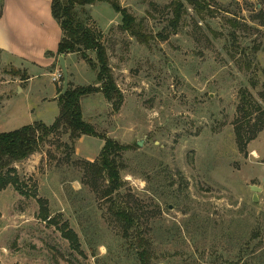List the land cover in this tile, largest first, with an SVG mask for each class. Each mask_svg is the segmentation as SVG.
<instances>
[{
	"label": "rangeland",
	"instance_id": "obj_1",
	"mask_svg": "<svg viewBox=\"0 0 264 264\" xmlns=\"http://www.w3.org/2000/svg\"><path fill=\"white\" fill-rule=\"evenodd\" d=\"M114 1L147 42L121 31L110 4L79 9L80 21L102 34L123 95L119 111L100 93L81 105L99 135L127 148L123 186L103 200L108 184L82 170L99 160L102 140L52 137L16 166L28 196L0 191V264H139L131 248L138 231L153 244L152 264H264V132L242 148L237 141L238 130L248 136L237 120L241 93L264 105V0ZM23 11L2 15L0 25L12 52L30 60L37 54L18 41H33L46 28L36 12ZM89 57L95 64L96 55ZM67 59L74 87L96 86L97 65L81 54ZM55 75L0 52V133L55 123L53 98L63 89ZM252 186L259 188L256 203ZM39 200L51 222L42 220ZM120 211L138 224L127 237ZM67 224L77 251L62 235Z\"/></svg>",
	"mask_w": 264,
	"mask_h": 264
},
{
	"label": "trees",
	"instance_id": "obj_2",
	"mask_svg": "<svg viewBox=\"0 0 264 264\" xmlns=\"http://www.w3.org/2000/svg\"><path fill=\"white\" fill-rule=\"evenodd\" d=\"M51 2V13L54 20L62 31L57 55L67 58L69 55L81 54L84 61L90 66L99 67L96 86L74 87L69 82L67 93L56 101L60 107V114L52 126H46L42 122L26 126L9 133H0V191L12 187L22 196H28L24 191L25 185L19 178L16 166L31 156L38 153L45 143L55 136H68L71 141H77L82 137H92L102 140L105 144L101 151L99 160L96 162H84L83 172H87L89 180H93L97 185L99 182L108 184L103 191V200H110L122 188L121 173L124 170L122 163V153L127 150L114 140L107 139L97 133L95 128L84 119L81 100L83 97L100 93L105 101L110 103L115 111H119L123 95L114 78L113 70L110 66L107 48L103 43L102 34L86 27L79 18V9L94 6L99 3L110 4L115 12L121 16L122 32L130 33L141 42H147L140 31L137 30L136 19L127 9H123L114 0H49ZM206 3V0H204ZM193 5L202 7L201 2H192ZM181 5L175 9V16L171 26L176 31L182 20ZM3 3L0 0V17L2 16ZM149 41V40H148ZM89 53L96 55V62L92 61ZM48 58H53L54 54L48 52ZM63 81V78H62ZM100 85V86H97ZM61 92V91H60ZM247 127V138L244 130H238L237 141L241 148L248 141L255 139L260 132H264V105L245 90L241 93V103L238 107V118ZM243 125V124H242ZM43 221H48L50 215L43 200L38 201ZM117 218L123 224L124 236L127 237L132 228H137L135 219L126 211L116 213ZM49 222H51L49 220ZM137 230V229H136ZM62 235L71 241V247L79 250L80 244L76 234L69 228L68 224L61 229ZM137 239L132 245L136 252L139 264H152L154 251L151 241L142 236L141 231L137 232Z\"/></svg>",
	"mask_w": 264,
	"mask_h": 264
},
{
	"label": "crops",
	"instance_id": "obj_3",
	"mask_svg": "<svg viewBox=\"0 0 264 264\" xmlns=\"http://www.w3.org/2000/svg\"><path fill=\"white\" fill-rule=\"evenodd\" d=\"M22 7L23 9H26L28 12V15H30V10L32 12H36L37 15H35L39 20H42L45 23L43 26L46 28L43 35L38 36L37 39H34L33 41L29 42H22L18 41V45L24 46L30 51H33L37 54V57H33L30 60H26L20 56V58L17 56V54H14L10 48L9 44V36L6 32V29L4 26L2 27L0 25V52H2L4 55H7L8 57H16L17 60L21 61V64H23L27 68H31V66H34L38 69H45V68H52L54 73H59V56L57 55L58 45L60 43V40L62 38V31L59 27V25L54 21V18L52 17L51 13V2L49 0H5V5L3 6L2 15L5 16L8 12V15L12 13L19 12ZM42 11V15H41ZM3 20V19H2ZM1 22V20H0ZM47 24V25H46ZM38 34V33H37ZM49 40V42H48ZM50 52L54 54L53 58H48L46 54ZM66 62L68 61L67 58ZM32 76V75H31ZM29 75V81L33 79ZM59 84L57 83L56 90L58 88ZM57 95V92L56 94ZM57 97V96H56ZM56 97L53 98L56 100Z\"/></svg>",
	"mask_w": 264,
	"mask_h": 264
},
{
	"label": "water",
	"instance_id": "obj_4",
	"mask_svg": "<svg viewBox=\"0 0 264 264\" xmlns=\"http://www.w3.org/2000/svg\"><path fill=\"white\" fill-rule=\"evenodd\" d=\"M59 66L62 72V78H63V89L61 91V93L56 97V99L61 98L62 96H64L67 91L69 90V73L67 70V64H66V59L64 58V56H61L59 58ZM139 147H142V143H138ZM251 190L254 192V198H253V202L256 203L258 202V197L257 194L259 192V188L252 186Z\"/></svg>",
	"mask_w": 264,
	"mask_h": 264
},
{
	"label": "built area",
	"instance_id": "obj_5",
	"mask_svg": "<svg viewBox=\"0 0 264 264\" xmlns=\"http://www.w3.org/2000/svg\"><path fill=\"white\" fill-rule=\"evenodd\" d=\"M61 79H62V72L61 71L53 77L54 82H59Z\"/></svg>",
	"mask_w": 264,
	"mask_h": 264
}]
</instances>
